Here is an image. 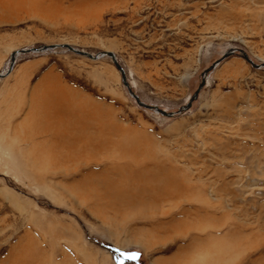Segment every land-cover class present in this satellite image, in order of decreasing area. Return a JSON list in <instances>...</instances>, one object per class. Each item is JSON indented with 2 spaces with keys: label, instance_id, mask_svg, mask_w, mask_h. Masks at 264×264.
Instances as JSON below:
<instances>
[{
  "label": "rangeland",
  "instance_id": "374dc122",
  "mask_svg": "<svg viewBox=\"0 0 264 264\" xmlns=\"http://www.w3.org/2000/svg\"><path fill=\"white\" fill-rule=\"evenodd\" d=\"M64 43L167 112L236 51L164 116L107 56L33 51ZM239 50L264 62V0H0V264H264V66Z\"/></svg>",
  "mask_w": 264,
  "mask_h": 264
},
{
  "label": "water",
  "instance_id": "95a60500",
  "mask_svg": "<svg viewBox=\"0 0 264 264\" xmlns=\"http://www.w3.org/2000/svg\"><path fill=\"white\" fill-rule=\"evenodd\" d=\"M57 47H63V48H66L70 51H73V52H76V53H79V54H82V55H85L87 56L88 58L90 59H97L99 58L100 56H107L111 59V61L113 62V64L115 65V67L119 70L120 74H121V81L123 83V85H125L128 89V92L129 94L135 99V101L137 102V104H139L140 106H143L145 108H149L157 113H160L164 116H172L174 115L175 113H178V112H182V111H185V110H188L193 102L194 99H196L199 95V92L201 90V88L203 86H205L206 84V76H207V73L209 72V70H211L212 68H214L222 59H224L225 57H227L229 54H233L236 50L234 48H229L227 49L226 52H224V54L221 56V58L215 60L211 66H209L204 72L203 74L201 75V80L197 86V88L195 89V91L193 92V94L188 98V100L186 101V103L181 106L179 108V110L177 112H167L166 110L164 109H160L158 108L157 105H152V104H146L144 103L143 101L140 100L139 96L137 94H135L131 88H130V85H129V82L127 81V78H126V75H125V72H124V69L122 68V66L119 64L118 60H117V57L115 55L114 52L112 51H101L99 52L98 54H91L89 52H86L85 50H82V49H78V48H75L69 44H52V45H43L37 49H33V51H45L47 49H54V48H57ZM22 52L24 51H28L27 49H23L21 50ZM241 56L253 67H256V68H261L264 66V62L262 63H255L251 58H249V56L247 55V53H245L243 50H239ZM17 53L16 52H13L11 54V64H13L14 62V58H15V55ZM0 76L1 73H0Z\"/></svg>",
  "mask_w": 264,
  "mask_h": 264
},
{
  "label": "bare ground",
  "instance_id": "6f19581e",
  "mask_svg": "<svg viewBox=\"0 0 264 264\" xmlns=\"http://www.w3.org/2000/svg\"><path fill=\"white\" fill-rule=\"evenodd\" d=\"M47 50H49V49H47ZM45 51H46V50H45ZM18 54H19V53H17V54L15 55V58L17 57ZM102 56H103V55H102ZM100 57H101V56H100ZM15 58H14V60H15ZM10 71H11V68L8 67V70L6 71V73L8 74ZM1 75L4 76L5 74H4V73H1ZM206 78H207V76H206Z\"/></svg>",
  "mask_w": 264,
  "mask_h": 264
}]
</instances>
